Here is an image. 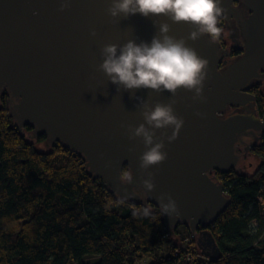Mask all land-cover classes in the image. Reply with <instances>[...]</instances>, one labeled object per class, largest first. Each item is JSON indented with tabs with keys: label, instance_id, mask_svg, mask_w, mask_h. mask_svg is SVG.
<instances>
[{
	"label": "water",
	"instance_id": "1",
	"mask_svg": "<svg viewBox=\"0 0 264 264\" xmlns=\"http://www.w3.org/2000/svg\"><path fill=\"white\" fill-rule=\"evenodd\" d=\"M109 3L71 0V7L61 12L60 0H0V93L8 96L7 116L20 131L31 127L32 139L44 137L48 148L58 144L81 158L86 175L99 180L118 201L152 204L160 212L156 197L170 194L181 215L170 219L160 212L168 236L183 227L202 256L219 259L209 228L231 200L212 173L241 172L264 137V121L258 119L256 97L250 93L253 84L264 82V0H223L227 16L222 19L234 49L241 52L227 61L230 52L218 39H187L192 27L165 16L135 14L112 23L106 12ZM165 22L171 26L169 35L185 38L209 61V70L203 87L206 100L194 101V92L184 89L174 97L175 113L184 124L174 142L165 139L167 160L148 170L155 173V188L148 195L141 188L139 169L145 146L139 138L129 140L121 124L144 122L137 97L152 107L173 97L148 89L118 92L96 69L104 45L150 43L158 24ZM166 131L171 135V129ZM130 147L135 151L129 152ZM129 166L133 184L123 185L119 172Z\"/></svg>",
	"mask_w": 264,
	"mask_h": 264
},
{
	"label": "trees",
	"instance_id": "2",
	"mask_svg": "<svg viewBox=\"0 0 264 264\" xmlns=\"http://www.w3.org/2000/svg\"><path fill=\"white\" fill-rule=\"evenodd\" d=\"M7 98L0 93V264H264V139L251 152L258 161L252 174H244L247 159L241 172L213 173L231 204L209 228L221 254L209 260L191 236L184 243L176 235L179 227L169 237L152 204L116 200L77 155L58 144L37 150L45 138L16 128ZM256 99L264 116L260 87ZM187 253L196 257L185 262Z\"/></svg>",
	"mask_w": 264,
	"mask_h": 264
},
{
	"label": "clouds",
	"instance_id": "3",
	"mask_svg": "<svg viewBox=\"0 0 264 264\" xmlns=\"http://www.w3.org/2000/svg\"><path fill=\"white\" fill-rule=\"evenodd\" d=\"M71 7V0H60L59 11ZM107 14L113 18H128L140 14L143 17L165 16L173 23H184L192 27L187 39L195 41L207 35L211 40L221 36L220 27L222 17L227 16V9L223 7V0H110L106 9ZM154 26L157 22L154 21ZM169 23L158 24V34H155L150 43L128 40L123 45L106 44L100 50L102 63L97 71L102 72L108 82L116 85L117 91H131L148 89L156 92L167 91L173 99L167 104L157 102L152 107L146 100H140L139 106L143 109L141 115L143 123L138 126L121 124L126 128L128 139H141L145 151L139 157L141 171V188L149 195L154 188L155 173L148 171L152 167L162 164L168 158L165 149V139L168 143L174 142L183 127L184 120L175 113L174 98L180 89L194 92L192 99L204 101V81L208 78L209 61L198 55L197 51L188 46L185 38L177 39L169 35ZM91 35L95 36L93 29ZM196 115L202 116L197 112ZM171 129V135L167 134ZM161 131L160 137L156 136ZM129 152L135 151L130 147ZM110 166L106 164V167ZM147 175V179L143 176ZM134 174L131 169L125 168L119 172V181L123 185L133 184ZM156 199L163 216L173 219L180 214L177 202L170 194L162 193ZM167 200V202H165ZM142 215L148 217L151 212L148 208L142 210Z\"/></svg>",
	"mask_w": 264,
	"mask_h": 264
},
{
	"label": "flooded vegetation",
	"instance_id": "4",
	"mask_svg": "<svg viewBox=\"0 0 264 264\" xmlns=\"http://www.w3.org/2000/svg\"><path fill=\"white\" fill-rule=\"evenodd\" d=\"M225 36H226L227 40L229 41V44H227ZM218 40H219V43H220V47L222 49L228 50L230 52V57H227V59H224V60H226V61L230 60V59L235 58V57H237V56H239L241 54V52H239L238 50L234 49L235 48V46H234L235 44H234L233 40L230 39V37H229V35L227 33V29L225 27V23H224V29H223V32H222V40H220L219 38H218ZM233 49L237 53V55H235V56H233L232 53H231ZM262 85H264V82L260 83V84H253V86H252V88L250 90V93H252L256 97L257 87L261 88ZM255 103H256V110H257V117L261 121H264V116L260 114L259 109H258L257 99H256ZM234 111H235V108H230L229 109V112H234ZM263 139H264V137L259 139L258 146L261 144Z\"/></svg>",
	"mask_w": 264,
	"mask_h": 264
},
{
	"label": "rangeland",
	"instance_id": "5",
	"mask_svg": "<svg viewBox=\"0 0 264 264\" xmlns=\"http://www.w3.org/2000/svg\"><path fill=\"white\" fill-rule=\"evenodd\" d=\"M226 38V36H225ZM226 42L227 44H229V41L227 40L226 38ZM261 90H263L264 92V85L261 86ZM1 105V103H0ZM35 143V141H33ZM36 148L37 150L41 151V152H45V151H49L48 148L45 146L44 143H39V144H36ZM60 158V157H58ZM246 162H250L251 163V167H248L247 169L244 170V174H252L255 169L257 168V165H258V161L251 155L247 158ZM264 206V205H263ZM177 232H179V238H183V242L184 243H187L188 242V236L187 235V231L185 228L183 227H179L177 230H176V235H177ZM182 241V240H181Z\"/></svg>",
	"mask_w": 264,
	"mask_h": 264
},
{
	"label": "built area",
	"instance_id": "6",
	"mask_svg": "<svg viewBox=\"0 0 264 264\" xmlns=\"http://www.w3.org/2000/svg\"><path fill=\"white\" fill-rule=\"evenodd\" d=\"M214 173V172H213ZM212 173V174H213ZM216 176V175H215ZM216 178H217V176H216ZM258 200H259V202H260V205H261V207H262V213L264 214V197H260V198H258ZM196 256L194 255V254H191V253H187V254H185L184 256H183V260L185 261V262H189V261H191L192 259H194Z\"/></svg>",
	"mask_w": 264,
	"mask_h": 264
}]
</instances>
